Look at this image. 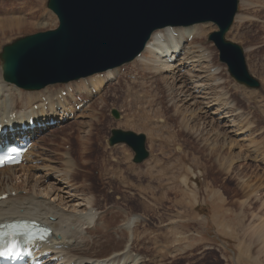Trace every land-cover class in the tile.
Masks as SVG:
<instances>
[{
  "label": "rangeland",
  "instance_id": "obj_1",
  "mask_svg": "<svg viewBox=\"0 0 264 264\" xmlns=\"http://www.w3.org/2000/svg\"><path fill=\"white\" fill-rule=\"evenodd\" d=\"M237 15L246 16L242 23ZM5 17H19L26 23L21 26H4L0 29V50L2 45L17 37L49 30L57 25L56 16L46 7V0H0V19ZM262 20L264 21V0H238L237 13L226 32L229 40L242 47L248 70L259 82L258 88L247 89L236 83L227 72L226 65L219 61L217 48L207 39L208 34L216 29L215 26L210 23L198 24L195 33L193 32L196 35L194 40H187L184 44L186 46L189 44V48L199 46L200 48L194 47L197 50L195 54L201 53L205 60L200 66L207 64L204 70L211 66V70L217 68V72L209 70L202 73L196 71L199 68L194 64L186 62L184 66L174 69L173 76L168 73L164 80L157 76L160 86L156 90L152 73L143 72L145 76H141L140 71L136 70L138 68H135L134 59L125 64L128 73L132 72L129 69L135 70L134 78H129V74L123 76L116 74V80L102 87L89 110L87 109L82 117L79 116L81 118L78 117V120L52 129L36 144L37 147L35 146L33 153L31 152V159H35L34 156L38 157L36 155L41 150L43 152L40 157L44 154L46 160L42 161L39 158L33 161L31 165L41 161L43 165L39 164L42 168L32 173L44 175V165H52L62 170L65 162L72 160L77 168H72L73 171L69 170L68 174L64 172L69 182L67 185L75 190L70 193L91 197L92 210L99 212V218L112 221L106 222L107 220L101 219L106 227L104 232L100 226L99 230H96L97 237L94 238L98 239L101 247H94L93 255L97 253L95 256L100 257L111 253L110 250L113 248L110 249L107 245L110 246L112 238L114 242L120 239L119 234L112 235L113 237L110 235L115 231L113 224L118 221L120 223L131 215L137 219L134 228L136 239L130 251L126 253L139 257L144 264H264L262 238L264 236L261 237L257 231L254 232L258 228L260 218H253V213L264 217L263 206L259 209V203L264 200ZM114 72H119V69L116 68ZM175 75L177 76L175 85L186 83V87H189L188 89L185 87V91L188 90L187 94L189 91L192 92L189 98L188 95L185 99L183 95L169 94L166 81L171 82L170 76ZM195 75L208 79V81L202 79L206 80V84L203 83L202 86V88L205 86L203 92L199 90L198 93L197 88L193 86L195 83L190 82L199 80L193 77ZM208 75H214L215 81H209L212 76ZM142 78L144 80H141ZM81 83L83 84L82 81H77L48 86L44 93L61 91L60 88H64L65 85L75 92L82 86L79 85ZM197 84H200V81ZM213 88L219 90L214 91ZM150 89L154 90L152 93L157 97L155 95L137 97ZM223 96L226 97L225 100ZM224 101L228 102L224 108L229 106L230 109L236 108L235 112H239L241 116H237L238 114L234 116L233 111L230 113L233 116L224 117L225 114L222 112L224 108H221ZM112 109L118 111V118L112 117L110 113ZM207 110L208 114L203 115ZM209 119L212 121L209 122ZM112 128L143 133L146 137L148 157L140 163H133V152L127 145L109 146L107 138ZM256 151L259 153L255 154ZM237 153H240L242 161L235 158L238 156ZM230 155L233 158L228 162ZM30 163L25 166H29ZM63 170L50 174L42 181L44 184L41 183L40 188L55 183V179H59L57 175L62 176ZM19 173L20 170L17 174L20 175ZM32 178L28 180V187L34 183V176ZM12 182L18 186L21 184L20 179L16 181L14 179ZM260 182L262 185L257 187ZM3 185L4 182H0V187ZM256 187L257 194H250ZM20 192L25 194L24 189ZM78 202L80 201H71L69 204L76 205ZM96 204L97 206H94ZM72 207L68 209L73 210ZM76 208L81 210L84 207ZM247 243L250 245L249 249ZM104 247L109 251L106 254ZM120 263L126 264L123 261L114 264Z\"/></svg>",
  "mask_w": 264,
  "mask_h": 264
},
{
  "label": "bare ground",
  "instance_id": "obj_2",
  "mask_svg": "<svg viewBox=\"0 0 264 264\" xmlns=\"http://www.w3.org/2000/svg\"><path fill=\"white\" fill-rule=\"evenodd\" d=\"M245 17L246 16H244V15H237V18H239L241 23L244 21ZM24 23H26V22L23 21L19 17H5L3 19H0V29H2V27H4V26H8V27H12V25L13 26H15V25L16 26H21ZM196 27H197V25H191V26H188L186 28H177V29L176 28H165V32H166L165 34H162L163 31H161V29L160 30H155V31L152 32L149 40L147 41V44H146L143 52L140 54L139 57L135 58L134 64L136 66L135 68H138L136 70H139L141 74L143 72H144L143 74H145V72L152 73V77H154V79H155V80L152 79L153 82L155 83V88L153 87L154 89L157 90L159 88V86H160L159 85L160 81H158L157 76H161L162 80L165 79L164 76L165 75L167 76L168 73H170V75L173 76V73L175 72L174 69L175 68L177 69L178 66H184V64L186 62L194 64L196 67L199 68L196 71H199V72H202V73H205V72L211 70V66H209L210 68H208L207 70H204V69L207 68L206 67L207 64L205 66H202V65L200 66V64H202V61H205V60H203V57H202L203 55L202 56L200 55L201 53L200 54H195V52H197V50L194 49V47L196 46L198 48L199 46L194 45V46H191V48H189L188 47L189 44H187V46L184 44V42L188 40L187 39L188 35L191 32L195 33ZM197 32H199L198 29H197ZM160 34L163 35V36L165 35L164 39H162L160 37ZM201 49H202V47H201ZM251 55H252V52H251ZM208 56L210 57V54ZM208 56H207L206 59L209 58ZM168 59H169V61H168ZM136 64H138V65H136ZM0 66H1V64H0ZM189 66H191V65H189ZM192 68H194V67H192ZM115 69L116 68L104 73L103 74L104 77L95 79V84L98 87V91H101L102 87L104 85H106L107 77L111 76V74H112L111 72H114ZM211 71H213V73H214V71L217 72L218 69L215 68V69H213ZM177 73H179V70H178ZM143 74L141 76H145ZM172 76H170V79H172L171 82L170 81L169 82L166 81V85H167L166 88L169 89V91H170L169 94L173 93L175 95L176 94L177 95H183L185 97V99L187 98L186 96L188 95V98H189V96L192 95V92L189 91L188 94L186 93L188 91V90L185 91V87L187 86L186 83H181V85L177 86V85H175V81H176L177 76L176 75H175V77H172ZM211 76L208 75V77H211ZM1 77H2V74H1ZM92 77L93 76L88 77L87 80L91 81ZM193 77L197 78V79L199 78V80H197V81H194V80L192 81L191 80L190 82L191 83H195L193 86H194L195 89L197 88V92L199 90L200 91L202 90V92H203L205 90L204 89L205 86L202 88V86L204 85L203 83H205L206 80L208 81V79L204 78V76H203V78L206 79V80H202L203 78H202L201 75L200 76H198V75L196 76L195 75ZM212 77L209 80L211 82L215 81L214 75ZM1 79H0V127H4L7 124L15 125L17 123H18V126H19L21 124L22 120L26 119V121H27V119L32 114H39L41 116L52 115V116H54L56 118V116L58 115L57 106L65 108L68 105H70V101L71 100H74V93L75 92H70L65 97H59L57 95L61 91L44 93L48 89V86H52V85L45 86L44 87L45 89L44 88L38 89L40 91H38V90H24V91H26V92H24V91H21L20 88H18L14 84L5 81L3 78H1ZM85 80H86V78H85ZM141 80H144V79L142 78ZM199 81H200V84H197ZM218 81L220 82V80H218ZM138 82H139V84H141L140 81H138ZM10 84L13 86V88H12V86ZM220 84H221V82H220ZM55 85H57V84H55ZM55 85H53V86H55ZM79 85H82V86L78 87V88L76 87L77 88L76 91L85 92L86 91L85 85L82 84V83L79 84ZM150 85H151V83H150ZM150 85H149V87H150ZM67 87H69V86H67ZM136 87H138V86H136ZM146 87H148V86H146ZM188 88L186 87V89H188ZM207 88H208V85H207ZM195 89H194V91H195ZM209 89H211V88H209ZM216 89L213 88L214 91ZM217 90H219V89H217ZM33 91H37V92H33ZM152 91H154V90L150 89L147 92L145 91V93L142 94L143 96L142 95H138L137 97H142L143 98V97H146V95H148L149 97H153L154 95L156 96V94L152 93ZM175 91L178 92V93H175ZM159 92H160V90H159ZM248 93H250L249 95L253 96V94L251 92H248ZM221 97H222V94H221ZM224 97L225 96H223V98ZM217 98L219 99V96H217ZM225 98H224V100H225ZM44 101H46V102H44ZM211 101H215V100H211ZM216 101H217V99H216ZM204 103L205 102H203V104ZM223 103H224L223 107H221V108H224V106L226 104L228 105V102L224 101ZM91 104H90V106H91ZM217 104L220 105V103H217ZM230 105H232V104H230ZM34 106L36 107V109L34 108ZM89 107H88V110H89ZM218 107H220V106H218ZM229 107L223 109L222 112H223V115L225 114L224 117L233 116V114H230L233 111L235 113L234 116H236L239 113V112L238 113L235 112L236 108H233V109L231 108L230 109ZM215 109H218V108H215ZM85 110H86V108H85ZM215 111L218 112V110H215ZM207 112H208V110L204 111L203 115L204 114L207 115L208 114ZM11 114H15V117L12 118ZM82 115L79 114L76 117H79V116H82ZM237 116H241V115L238 114ZM238 118H240V117H238ZM209 120H210L209 122L212 121V119H209ZM205 122H207V121H205ZM25 125H27V123ZM206 125H208V124H206ZM238 125H239V123H238ZM246 128H248V127H246ZM26 132H28V131H26ZM207 132H208V130H207ZM220 133H219V135H220ZM227 140H229V139H227ZM250 141H251V139H250ZM255 142H253V143H255ZM31 152L32 151H29L28 154L26 155V160L27 159L30 160L31 163L34 160L38 159V158L42 159V161L46 160V157L44 156V154H43L42 157H40V155L43 152V151L41 152V150H40V152H38V155H36V156H38V158H35V159L28 158V156L31 155ZM45 153H46V151H45ZM256 153H259V152L256 151L255 154ZM231 155H232V153H231ZM231 155L229 156V158H230V159H228L229 161L227 160L228 162H230V160H232V158H233L232 157L233 155L232 156ZM237 155H238L237 157H235V156L234 157L236 159L237 158L241 159L240 153H237ZM245 156L246 155H244V157ZM233 161H231V163ZM241 161H242V159H241ZM39 163L41 164V162H39ZM73 163L74 162L72 160L65 162V167L63 168L64 170L62 169L63 170V174L61 173L62 176H60V174H58L57 177L59 179H55L56 180L55 183L53 182V183H51L50 186H45L43 188H40V187H42V186H40V184L42 183V181H44L45 178H47L50 174H53L54 172L55 173L60 172V171L62 172V170L61 169H57V168H55L52 165L51 166L44 165V169L43 170L45 171V174L43 173L44 175H40L39 176V175H37L38 172L36 174H33L34 173L33 171L39 170L41 165H43V164H41V165L35 164V165H29V166L28 165L25 166L24 164H20V165H17V166H8V167L0 168V182H4L3 187L2 186L0 187V196L2 194H5V193L7 194V196L4 197V198L0 197V222L5 221V220L24 218V219H34V220H37V221L49 226L51 228L50 239H49V242L43 244L42 247H46L48 250L51 251V254L53 253L52 255H50V258L48 259V261L54 256H56V257L61 256L62 257L61 260H57L55 262H52L51 264H69L71 262H74L73 264H76L75 260H78L77 264H85L86 262H93L94 264H114L115 262H119V261H121V262L123 261V263L125 262L126 264H128V263L129 264H144L139 257L130 256V254L127 255V253H126V252L130 251V249L134 245L133 242L136 239V232L134 231V228H135L137 219H136L135 216L133 217L131 215H130V217H126L125 216L126 218L124 220H121V218H120V220H121L120 223L117 220L118 221L117 222L118 224L116 223L117 225L112 223L113 225H115V227H114L115 229L112 228L113 226L111 227V229H114L115 231H113V230L112 231L116 232V234L113 233L112 231H110V232H112L110 235L111 236L112 235L115 236V235L119 234L121 240L120 239L119 240L116 239L115 242H114L113 241L114 238H112L111 241L114 242V243H112L109 240V238H108V241H109L108 243L111 242L112 244L110 243V246H109L106 243V245L108 246V248H110V247L113 248L112 251L110 250L111 253L106 254L109 251H107L108 249L106 250V247H104L105 251H107V252H105V251H103V252H105L106 255H103V256H100V257L99 256L98 257L95 256L97 253L95 255H93L94 254V249H95L94 247H97V246L101 247V245H99L100 243H99L98 239L96 240L94 238V236L97 237L96 230L98 229V226L103 228L101 231L105 230V227H106L105 225L106 224H103L101 222L102 218H99L100 217L99 216V212L97 213L96 210L95 211L92 210L93 209L92 208L93 205L91 206V204H92L91 201L93 199L91 197L90 198L92 200L89 197H85V196H83V195H81L79 193H78L79 195H76V193L75 194H71L75 190H74V188H72V186H68L67 185L69 182H67V179H66L67 175H65L64 172L67 173V172H69V170L72 172L73 171V170H71L72 168H74V169L77 168V166L75 164H73ZM228 166H230L229 163H228ZM85 167L87 169V166H85ZM19 170H20V173H19L20 175L17 174ZM16 174L18 175V177L16 176ZM33 176H34V183L33 182H32L33 184L30 183L31 186L28 187V185H29L28 180L33 179L32 178ZM42 177H43V179L41 180ZM14 179H15V181H16V179H18V180L20 179L21 180L20 186H18L16 184H13L12 181ZM63 180L66 181V182H63ZM70 182H71V180H70ZM42 184H44V183H42ZM59 184H64V186H60ZM261 185H262V183L260 182L257 185V187H260ZM249 186H251V185H249ZM73 187H75V186H73ZM257 187L253 191H250V194H252V193H256L257 194V191H258ZM21 189H24L25 194H22V192H20ZM91 189H90V191H91ZM12 191H14V195L11 194ZM47 197H49V199ZM256 197H257V195H256ZM71 201H73V202L80 201V202H78L76 205H71V204H69V203H71ZM95 202H97V201H95ZM97 204L94 205V206H97ZM259 204H260L259 209L262 206H263L262 208H264V200L261 201ZM72 206L74 207V209H73ZM77 206H82L84 208L81 209V210H76ZM70 207H72L73 210H69L68 208H70ZM102 215H104V214H102ZM253 218H260V220L258 219L259 225H258L257 230L256 229L255 230L254 229H252V230L250 229V230L251 231L254 230V232L257 231V233L260 234V236L261 235L264 236V217H262L261 214L253 213ZM102 220H107L106 222H108V220H110V219H104L103 218ZM110 221H109V223H110ZM108 225L109 224H107V227H109ZM108 230H110V229H108ZM250 230H249V232H250ZM99 233H100V231H99ZM108 233H109V231H108ZM103 234H105V233H103ZM107 235L108 234H106V236ZM256 235H254V236H256ZM106 236H105V238H106ZM262 238L264 239V237H262ZM262 238H260V239H262ZM101 241H102V239H101ZM103 243H104V241H103ZM104 244H103V246H104ZM54 245H58L60 247H55ZM246 246H247V249H249L250 245L248 243H247ZM41 250H42V248H40L38 250V252L41 251ZM97 250H99V248H97ZM100 250L102 251V249H100ZM90 252H91V254H90ZM131 255H133V254H131ZM86 264H90V263H86Z\"/></svg>",
  "mask_w": 264,
  "mask_h": 264
},
{
  "label": "water",
  "instance_id": "obj_3",
  "mask_svg": "<svg viewBox=\"0 0 264 264\" xmlns=\"http://www.w3.org/2000/svg\"><path fill=\"white\" fill-rule=\"evenodd\" d=\"M238 0H47L56 14L55 29L25 35L0 51L2 77L25 90L63 83L131 61L151 32L168 25L212 22L208 35L229 74L248 88L258 81L247 70L240 45L225 38ZM114 118L119 117L112 109ZM143 133L113 128L109 146L125 143L138 163L148 156Z\"/></svg>",
  "mask_w": 264,
  "mask_h": 264
},
{
  "label": "snow or ice",
  "instance_id": "obj_4",
  "mask_svg": "<svg viewBox=\"0 0 264 264\" xmlns=\"http://www.w3.org/2000/svg\"><path fill=\"white\" fill-rule=\"evenodd\" d=\"M14 150L15 149H13V151ZM41 239H43V237H41ZM15 250H16V246H15V244H12L6 249H0V256H8L10 254H14Z\"/></svg>",
  "mask_w": 264,
  "mask_h": 264
}]
</instances>
